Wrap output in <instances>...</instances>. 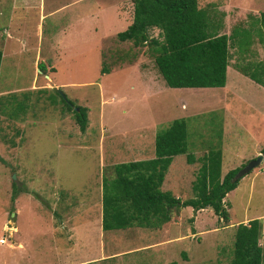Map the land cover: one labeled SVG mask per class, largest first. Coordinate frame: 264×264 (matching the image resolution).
Here are the masks:
<instances>
[{
  "label": "rangeland",
  "instance_id": "obj_1",
  "mask_svg": "<svg viewBox=\"0 0 264 264\" xmlns=\"http://www.w3.org/2000/svg\"><path fill=\"white\" fill-rule=\"evenodd\" d=\"M253 3L264 6V0ZM72 5L71 0H0V264H71L73 241L72 260L97 255L93 232L99 226L93 217L98 219L101 211L102 178L112 179L116 163L150 158L151 153L154 157L155 134L174 119L186 121L187 153L194 163L187 164L185 154L174 156L161 187L182 201L193 198L192 183L210 147L221 150L222 172L245 165L264 147L262 138L254 141L263 124L256 132L250 129L248 115L234 118L224 113L220 104L226 92L167 87L147 45L134 48L117 39L126 28L122 20L94 34L68 30L71 18L81 15ZM125 7L122 18L127 24L132 19L130 0ZM262 14L264 10L245 20L252 38L246 61L264 62V44L258 39L264 38ZM7 30L26 40L25 52L18 39L3 44ZM66 31L73 33V45L56 48ZM159 32L156 27L147 30L149 38L159 39ZM231 32L224 30L225 35ZM230 45L228 91L235 78L231 69L243 61ZM101 67L107 69L103 74ZM248 82H240L237 93L244 104L234 107L242 116L262 104ZM60 96L86 109L84 132ZM258 117L254 113L250 122H259ZM138 129L144 136L140 143L134 141L139 131L124 133ZM226 201L228 223L210 209L198 210L197 215L185 207L171 213L165 234L137 226L136 235L109 233L116 239L111 244L104 239L105 253L126 254L106 264H230L235 226L246 219L261 222L264 264V162L239 179ZM153 243L158 247L149 246Z\"/></svg>",
  "mask_w": 264,
  "mask_h": 264
},
{
  "label": "trees",
  "instance_id": "obj_2",
  "mask_svg": "<svg viewBox=\"0 0 264 264\" xmlns=\"http://www.w3.org/2000/svg\"><path fill=\"white\" fill-rule=\"evenodd\" d=\"M131 2V23L116 37L121 42L131 43L134 48L147 45L167 87H224L231 57L228 51L230 38L231 45L236 46L238 61L243 60L238 62L236 69L264 87V62L244 59L252 41L248 30H232L229 35L217 34L216 30L210 29L205 11L197 7V0ZM260 24L263 28L261 34H264V14ZM153 27L159 29V39L148 37L147 30ZM258 39L264 44L263 37ZM100 71L103 74L107 69L101 67ZM61 99L66 101V108L72 112L79 131L84 132L86 109ZM153 147L154 158L114 164L112 179L102 178L101 230L123 231L134 226L157 229L171 219L172 212L177 213L184 207H191L195 212L209 208L218 219L228 223L229 214L223 198L237 186L240 178L233 180V177L244 165L221 175V150L210 147L202 157L192 183L193 198L182 201L168 191H161L160 186L172 157L185 154L186 163H194L192 154L187 153L186 121L174 119L159 130L154 136ZM260 152L264 154V147ZM260 230L259 219L235 226L230 264H260Z\"/></svg>",
  "mask_w": 264,
  "mask_h": 264
},
{
  "label": "crops",
  "instance_id": "obj_3",
  "mask_svg": "<svg viewBox=\"0 0 264 264\" xmlns=\"http://www.w3.org/2000/svg\"><path fill=\"white\" fill-rule=\"evenodd\" d=\"M90 1L91 0H71L73 5L70 6V8H73V11L80 9L81 15L79 17L76 16V18L74 20L71 18V21H72L70 23L71 27L68 30H78L79 29V30H85L86 33L89 32V33L94 34L97 31L103 32V30H101V29L108 28L107 25L111 24V22H113L114 20H117V21L122 20L123 26L125 25L126 27L131 23V22H128L127 24H125L126 19L122 18V13L124 12V9L126 8L125 7L126 0H103L102 3L100 2L98 5H96L94 3V0H92L93 1V7L90 5ZM253 1L254 0H197V3H198L197 7L199 9H202L203 11H205L207 18H208V21L210 22V29L216 30L217 34L220 35V34H225L224 30H249L250 29L247 25H245V20L247 18L249 19V17H251L252 15H256L259 11L264 10V6L262 4H259V3L254 4ZM78 2L79 3L84 2V4L77 6ZM131 6H132V2H131ZM101 18H102V21H101ZM96 20L99 22L97 24L99 30H95V26H96L95 21ZM240 20H244V22L239 23ZM66 32H63L62 36L55 43L56 48L61 49L62 47L66 46V45L69 47L73 45L72 44L73 41H71V38H70V36L73 33L71 31H69L67 33ZM104 32H106V30H104ZM15 33L16 34H14V36L20 35L19 33H17V31ZM22 33H24V32L22 31L21 34ZM5 34H6L5 39H4L5 42L3 44L8 43V40L9 41H11V40L16 41L18 39V38H15L12 35V32L10 33L8 30L5 31ZM97 34L99 35L102 33H97ZM22 35H25V34H22ZM41 36H42V33L40 32V30H38L37 40L39 38L41 40ZM102 36L104 37L105 33H103ZM64 37H69L67 43H65L64 40L62 42V39H64ZM17 43H19L20 47L22 48L21 51L25 52L26 51V40L19 38ZM10 46L12 47V44ZM11 55H13L12 51H11ZM53 60H55V59H53ZM46 66L48 68L50 65H46ZM51 66H52V64H51ZM228 70H229V67L226 68V73L228 72ZM231 70H232L231 74H235L232 76V78L233 77H235V78H234V83H233V85L229 91L226 88L227 77H226L225 85L222 88H180V89L200 90V91H215V93L217 90H219V91H221V94H223V95L226 92V94L223 98L224 104L223 103L220 104V107H222V110L224 111V113L228 114L227 112L229 111V115L234 116V118L236 116H241V117L245 118L248 115V118L247 117L246 118H247V122L250 123V129L257 132L259 127H260V124L264 125V87L256 84L255 82H253L252 80H250L249 78H247L246 76L241 74L238 70H236V69H231ZM245 81H249L248 84L250 85L251 89H256L258 91L257 94L260 97L262 104L259 103L260 106L254 105L252 107L253 112H249V113L241 112L245 115V116H242L240 114H236L234 107H237L236 105L238 103L244 104L243 102L238 101L237 93L239 91L240 82H245ZM140 82L143 83L142 81H140ZM146 85H147V83H146ZM57 88L58 87L56 86L54 89L56 90ZM231 91H232V93H231ZM0 94H3V93L0 92ZM221 94H217V95L221 96ZM228 94H230V97H228ZM261 95H263V96H261ZM232 98H233V100H232ZM254 113L259 114V117H258L259 122H256L253 124L250 122V120H251V118H253ZM140 131H141V129L131 130L129 132H124V133L125 134H133L135 132H138L139 135L138 134L136 135V138L134 141H137L138 143H140L144 137V136H141ZM263 132H264V128H263ZM263 132L260 133L259 136H257L254 141L258 142L259 138H262V140H264ZM152 156L153 155L151 153L150 158L147 156V157H142V158L134 159V160L131 159V160L126 161V162L149 160V159L154 158ZM143 158H149V159H143ZM172 159H173V157H172ZM126 162H120V163H126ZM262 162H264V160H262ZM116 164H118V163H116ZM171 164H172V160H171L168 168H170L172 166ZM221 166H223V160H221ZM230 169H234V168H230ZM230 169L226 168V170L222 172L221 168H220L221 175H224ZM162 184H163V182H162ZM160 189H161V191H163L161 186H160ZM234 190H237V186L235 187V189L228 192L225 195V197L223 198V205L226 208V210L228 209V207L226 205L227 204L226 198L229 199L230 196L232 195V193L234 192ZM184 208H182L181 210H183ZM188 208L189 207H187L185 209H188ZM189 209H190V211H192V208H189ZM206 209H209V208H206ZM203 210H205V209H201L200 211H203ZM198 212L199 211H196L195 214L199 215ZM98 220H100V223H98ZM195 220H196V218L194 219L193 224L195 223ZM93 221H97L96 224L99 226V230L93 232L96 235L95 240L98 241V243H97V245H98L97 255H94L92 257H87V258L84 256H81L80 258L77 257L76 260H72L71 257L74 255V252H75V249H74L75 242L73 241V243L71 244V247H70V254H69L70 255L69 261L71 262V264H106L109 260H115L119 256L125 255L126 252L122 251V252L118 253L116 251H111V253H109V254L105 253L104 248H106V247L104 244V239L107 237V239H109L108 240L109 244L115 242L114 239H116L114 234L111 235L109 233L120 232V233H123L124 235H127V234L136 235L138 233L137 230H135L136 228H129V229H126L123 231H110V232L102 231L101 230V211H100V214L98 215V219H96V216H94ZM248 221L249 220L246 219L241 223L246 224ZM165 225H166V223L164 225H162L161 228L156 229V232L159 234H161V233L165 234L166 233L165 229H164ZM127 237H128V235H127ZM122 238L123 239H129V240L131 239V238H126L125 236ZM165 238L166 237H164V239ZM166 242H168V241H166ZM160 243H163V242H160ZM164 243H165V241H164ZM156 244L157 243H153L149 246L152 247V246H155ZM155 247H158V246H155Z\"/></svg>",
  "mask_w": 264,
  "mask_h": 264
},
{
  "label": "water",
  "instance_id": "obj_4",
  "mask_svg": "<svg viewBox=\"0 0 264 264\" xmlns=\"http://www.w3.org/2000/svg\"><path fill=\"white\" fill-rule=\"evenodd\" d=\"M264 155L259 154L253 160L248 161L241 169H239L233 177V180L242 178L245 174L249 173L253 168L258 166L263 160ZM14 215L13 213L11 214Z\"/></svg>",
  "mask_w": 264,
  "mask_h": 264
}]
</instances>
